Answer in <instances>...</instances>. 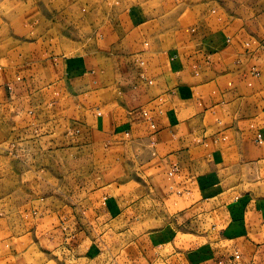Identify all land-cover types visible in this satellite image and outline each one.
Here are the masks:
<instances>
[{
    "label": "crops",
    "instance_id": "crops-1",
    "mask_svg": "<svg viewBox=\"0 0 264 264\" xmlns=\"http://www.w3.org/2000/svg\"><path fill=\"white\" fill-rule=\"evenodd\" d=\"M143 1L74 54L36 14L0 23V150L39 127L117 168L1 214L0 264H264V0Z\"/></svg>",
    "mask_w": 264,
    "mask_h": 264
},
{
    "label": "rangeland",
    "instance_id": "rangeland-1",
    "mask_svg": "<svg viewBox=\"0 0 264 264\" xmlns=\"http://www.w3.org/2000/svg\"><path fill=\"white\" fill-rule=\"evenodd\" d=\"M219 0H211V8L218 6ZM145 3L143 0H0V23L2 35L8 23L24 20L36 14L44 29L42 38L57 53L74 54L89 46L91 32L111 16H118L124 8ZM60 19L57 25L43 24V20ZM45 32V33H44ZM67 37H66V36ZM65 36V37H64ZM80 39L73 42L71 39ZM52 50V49H51ZM4 138L0 150V215L13 214L17 202L23 209H31L29 201L36 199L38 206L43 201L51 202L57 198L77 200L97 187L108 173L117 168L98 165L92 162L87 153H80L76 161L64 162L58 155L49 152L48 146H54L52 138L45 135L43 128L30 130L9 127L3 129ZM53 131V128H51ZM54 133V132H53ZM53 150V149H52ZM71 155H69L70 157ZM55 157V159H54ZM83 157V159H81ZM81 159V160H80ZM74 164V165H73ZM74 169L73 171L71 169ZM73 179L74 181H72ZM35 210V208H33ZM5 225L11 217H4Z\"/></svg>",
    "mask_w": 264,
    "mask_h": 264
}]
</instances>
